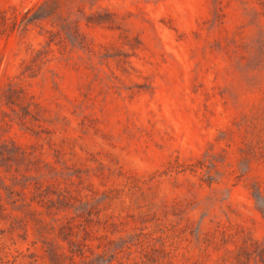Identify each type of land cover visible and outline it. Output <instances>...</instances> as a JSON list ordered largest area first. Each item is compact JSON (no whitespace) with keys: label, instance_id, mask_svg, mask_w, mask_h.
<instances>
[{"label":"rangeland","instance_id":"1","mask_svg":"<svg viewBox=\"0 0 264 264\" xmlns=\"http://www.w3.org/2000/svg\"><path fill=\"white\" fill-rule=\"evenodd\" d=\"M0 264H264V0H0Z\"/></svg>","mask_w":264,"mask_h":264}]
</instances>
